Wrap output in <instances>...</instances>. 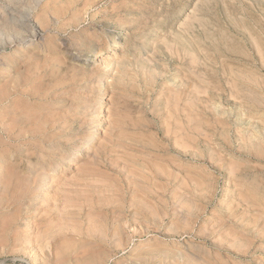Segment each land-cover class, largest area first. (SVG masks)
I'll return each instance as SVG.
<instances>
[{"label":"rangeland","instance_id":"374dc122","mask_svg":"<svg viewBox=\"0 0 264 264\" xmlns=\"http://www.w3.org/2000/svg\"><path fill=\"white\" fill-rule=\"evenodd\" d=\"M0 94V264H264V0H0Z\"/></svg>","mask_w":264,"mask_h":264},{"label":"bare ground","instance_id":"6f19581e","mask_svg":"<svg viewBox=\"0 0 264 264\" xmlns=\"http://www.w3.org/2000/svg\"><path fill=\"white\" fill-rule=\"evenodd\" d=\"M85 1H86V0H85ZM53 2H54V1H53ZM103 2H104V1H103ZM93 8H94V7H93ZM95 8H96V7H95ZM88 12H89V11H88ZM115 50H116V49H115ZM113 51H114V49H113ZM99 54H100V52H99ZM108 54H109V53H108ZM114 55H115V54H114ZM109 56H113V54H111V55L109 54ZM113 57H114V56H113ZM108 65H109V64H108ZM0 96H1V94H0ZM16 108H17V107H16ZM41 111H42V110H41ZM41 111H40V112H41ZM43 112H44V111H43ZM16 115H17V114H16ZM33 115H34V114H33ZM36 115H37V114H36ZM36 115H34V116H36ZM29 116H30V115H29ZM43 116H44V115H43ZM45 116H46V115H45ZM38 117H39V116H38ZM2 118H4V117H2ZM25 118H27V117H25ZM28 118H30V117H28ZM34 118H35V117H34ZM43 118L45 119V117H43ZM32 119H33V117H32ZM32 119H31V121H33ZM35 119H37V118H35ZM48 119H49V118H48ZM50 119H51V118H50ZM28 120H30V119H28ZM45 120H47V118H46ZM45 120H44V121H45ZM38 122H39V121H38ZM43 124H44V123H43ZM14 125H17V123L14 124ZM180 125H181V124H180ZM39 126H41V125H39ZM181 126H182V125H181ZM3 129H4V128H3ZM5 129H6V127H5ZM12 129H13V128H12ZM18 129H19V128H18ZM20 129H22V128L20 127ZM20 129H19V130H20ZM28 129H29V128H28ZM7 130H8V128H7ZM22 130H23V129H22ZM188 130H189V129H188ZM20 131H21V130H20ZM23 131H25V130H23ZM18 132H19V131H18ZM178 132H179V131H178ZM186 133H187V132H186ZM41 136H42V135H41ZM187 137H188V136H187ZM1 139H2V138H1ZM189 141H190V139H189ZM184 147H185V146H184ZM187 147H188V146H187ZM45 185H46V184H45ZM111 233H112V232H111ZM124 234H125V233H124ZM45 238H46V237H45ZM37 240H38V238H37ZM31 241H32L31 243L34 244L35 239H34V238L31 239ZM31 243H30V244H31ZM100 245H101V244H100ZM37 246H38V245H37ZM32 247H33V246H32ZM33 248H34V247H33ZM38 249H39V248H38ZM40 250H41V249H40Z\"/></svg>","mask_w":264,"mask_h":264}]
</instances>
